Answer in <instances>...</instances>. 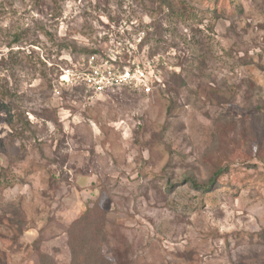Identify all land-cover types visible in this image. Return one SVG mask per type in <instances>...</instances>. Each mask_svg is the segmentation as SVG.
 <instances>
[{
    "label": "rangeland",
    "instance_id": "rangeland-1",
    "mask_svg": "<svg viewBox=\"0 0 264 264\" xmlns=\"http://www.w3.org/2000/svg\"><path fill=\"white\" fill-rule=\"evenodd\" d=\"M133 20L164 83L93 100L59 83ZM259 64L264 0H0V264H71L68 230L96 206L109 264H264ZM222 162L212 191L187 181Z\"/></svg>",
    "mask_w": 264,
    "mask_h": 264
},
{
    "label": "built area",
    "instance_id": "built-area-1",
    "mask_svg": "<svg viewBox=\"0 0 264 264\" xmlns=\"http://www.w3.org/2000/svg\"><path fill=\"white\" fill-rule=\"evenodd\" d=\"M108 23L101 45L80 56L60 73L59 83L69 88H81L84 98L93 100L121 89L151 92L165 79L166 61L148 46L150 22L141 25L137 20ZM103 41V40H102ZM147 46V49L144 46ZM137 52L141 53L138 58ZM172 68V67H170Z\"/></svg>",
    "mask_w": 264,
    "mask_h": 264
},
{
    "label": "trees",
    "instance_id": "trees-1",
    "mask_svg": "<svg viewBox=\"0 0 264 264\" xmlns=\"http://www.w3.org/2000/svg\"><path fill=\"white\" fill-rule=\"evenodd\" d=\"M163 2L165 0H162ZM84 51L87 53L92 52L84 48ZM260 68L264 70V66L259 64ZM175 80H182L180 74H176ZM183 81V80H182ZM184 84L178 83V87H181ZM174 102V101H173ZM264 107V106H263ZM262 125L264 129V116L261 118ZM260 126V125H259ZM243 135V134H242ZM256 138L258 134L255 132ZM242 137L244 139H242ZM246 138V139H245ZM247 138L250 139V136H241L240 139L242 142L247 141ZM259 147L257 151L259 152V159L264 163V137L263 139L258 138ZM262 148V150H261ZM230 165L226 163H217L214 165L211 170L209 178L199 181L195 177H190L187 179L191 185L198 190L203 192L212 191L219 183V178L229 171ZM105 211L101 207L96 206L94 208H89L68 230V245L71 251V264H109L111 261L105 256L104 253V238L103 234L104 224H105ZM38 264H55L54 259L48 254H43L39 258ZM117 264H132V263H122L121 261Z\"/></svg>",
    "mask_w": 264,
    "mask_h": 264
}]
</instances>
